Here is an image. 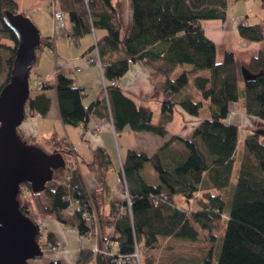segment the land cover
<instances>
[{
	"label": "trees",
	"instance_id": "obj_1",
	"mask_svg": "<svg viewBox=\"0 0 264 264\" xmlns=\"http://www.w3.org/2000/svg\"><path fill=\"white\" fill-rule=\"evenodd\" d=\"M239 1V0H236ZM264 7V0H260ZM60 9L69 15L75 44L94 30L106 34L89 50L97 49L107 81L101 97L84 106V91L75 86L67 70L57 73L54 85L59 114L65 125L84 126L93 110L101 104L111 115L116 132L126 128L166 136L167 124L180 106L187 114L201 117L205 102L208 114L191 139L172 136L152 155L128 151L120 172L131 206L127 200L110 204L103 213L102 187L111 161L103 150L93 153L86 163L100 182L101 190L89 192L76 163L67 160L73 154L68 141L54 134L41 142L28 143L61 153L66 166L54 172L53 180L42 192L29 185L19 197L23 213L39 224L55 219L73 228L82 237H98V247L110 244V255L81 250L77 264H136L130 257L136 249L142 264H213L217 232L227 219L224 243L218 264H264V128L253 130L244 140V155L232 193V206L225 208L236 165L239 128L229 125L230 105L241 99L244 83L246 113L264 121V22L241 24L240 36L263 47L249 63L239 64L227 51L222 62L216 60V46L201 25L205 20H227L228 0H59ZM6 11L19 14L16 0H0V91L10 79L18 47L14 33L6 26ZM53 48L50 38L41 37L39 54ZM143 62L163 95L162 119L154 122V112L137 107L119 86L130 65ZM245 66L254 78L245 80ZM207 71L209 74L200 75ZM191 76L202 101L188 91ZM38 83L39 93L27 104L29 115L46 116L51 110L49 86ZM44 83V84H43ZM152 169L158 182L145 174ZM196 208L180 206L178 199ZM78 202L79 209L71 206ZM98 214V224H88L84 213ZM43 234V233H42ZM39 236L44 256L56 254V240L50 234ZM32 264V261L29 263ZM49 264H63L51 261Z\"/></svg>",
	"mask_w": 264,
	"mask_h": 264
},
{
	"label": "crops",
	"instance_id": "obj_2",
	"mask_svg": "<svg viewBox=\"0 0 264 264\" xmlns=\"http://www.w3.org/2000/svg\"><path fill=\"white\" fill-rule=\"evenodd\" d=\"M16 1L19 6V13L28 16L34 22L40 31L41 37L50 38L53 41V48L44 49L39 54L38 62L34 65L36 77H41L38 81H45L50 88L48 95L51 99V110L46 116L40 115L38 118L28 114L20 127V132L24 138L36 137L40 142L43 139H49L54 134L60 138H65L73 150V161L82 174L87 190L92 192L102 189L103 213L106 214V210H110L111 203L123 200L120 172L123 169L127 152L132 150L152 155L172 136L179 135L184 139H191L198 126L202 123V117L208 114V104L205 102L201 117L190 116L180 106H177L172 121L166 126L168 133L164 137L147 131L136 132L128 128L122 132H116L111 115L104 110L106 105L104 103L93 110L86 125L79 127L65 125L59 114L56 89L54 87L57 73L60 70H67L71 74L75 86L82 88L84 91V106L89 107L101 97L107 84L103 73L104 65L100 60L97 49H89L106 32L94 30L93 33L86 35L78 44H75L72 40L73 28L69 15L60 9L59 0ZM244 1L245 9L246 5L251 6L252 9L256 8L253 17H251V10L245 13L244 8L240 7V2ZM236 2L231 6L228 0L227 20H205L201 23L206 36L216 46V60L218 63L223 61L227 51L235 54L239 64L249 63L263 47L261 42H250L243 39L238 30L241 24H259L256 21H260V19V23H263L264 7L261 6V2L258 3L257 0H239ZM52 5H55L56 9L65 14L68 22L66 29L55 26L51 12ZM208 74L202 73V75L206 76ZM156 82L158 80L151 76L145 64L136 62L130 65L127 74L119 81V87L137 107L151 109L154 112V122L159 124L162 119L161 103L163 95L156 88ZM39 91L40 89L38 88L36 93H39ZM240 92L241 99L239 102L230 105V116L226 120L227 124L235 125L239 128V143L235 165V168L238 166L239 171L241 158L244 154H242L240 159L238 154L241 147L244 146V140L253 130L264 128L263 120L246 113L243 90L241 88ZM189 93L192 94L193 98L197 94L195 89L190 86L188 91L183 94L186 96ZM197 101H202V99ZM43 148L47 152L52 153L49 148ZM97 150H103L111 161V167L102 188L96 175L86 166V163L93 159V153ZM242 151L244 153V148ZM109 175L114 177L111 180V190L108 198L106 197V186L107 180L110 178ZM145 176L151 183L156 184L158 182L157 176L152 169H148ZM178 202L182 207H188L191 210L195 209L194 203L187 204L180 198ZM39 224L42 227L41 234L43 233V239L46 234L50 233L56 242H61V248L56 254L46 256L45 264H49L51 261H60L63 264H77L81 250H89L99 243L98 237H82L76 230L66 227L55 219H43ZM32 264L38 263L32 261Z\"/></svg>",
	"mask_w": 264,
	"mask_h": 264
},
{
	"label": "water",
	"instance_id": "obj_3",
	"mask_svg": "<svg viewBox=\"0 0 264 264\" xmlns=\"http://www.w3.org/2000/svg\"><path fill=\"white\" fill-rule=\"evenodd\" d=\"M3 21L14 33L18 47L9 82L0 91V264H29L44 256L39 243L42 227L23 213L21 187L44 191L55 170L65 167L66 162L61 153H49L28 143L20 132L28 115L30 75L41 34L24 14L6 11ZM242 75L246 81L254 78L244 66Z\"/></svg>",
	"mask_w": 264,
	"mask_h": 264
},
{
	"label": "rangeland",
	"instance_id": "obj_4",
	"mask_svg": "<svg viewBox=\"0 0 264 264\" xmlns=\"http://www.w3.org/2000/svg\"><path fill=\"white\" fill-rule=\"evenodd\" d=\"M257 2L260 3V0H257ZM229 3L232 6L233 4H235L237 2L236 1L233 2L232 0H229ZM242 4H244V5H242ZM240 7L244 8L245 13H248V10H251L252 11L251 17H253V15L255 14L254 12L256 11V8L252 9L251 6H247L246 5V9H245V1L244 2H240ZM256 22L260 23L261 19H260V21H256ZM263 22H264V19H263ZM201 73H208V72L207 71H203ZM200 75H202V74H200ZM39 78H41V77H36L35 67L32 68L31 75H30V87H31V93L32 94H35L36 92H38V82H39L38 80H39ZM194 78H195V76H191L190 82H189V86L193 87L195 89L194 84H193ZM240 88L243 90L242 93L244 95V83L242 81L240 82ZM195 91H196L197 94L195 95L194 100L202 99V96L199 94V92L196 89H195ZM243 148H244V146H242L241 150L239 151V154H238V158L239 159L242 157ZM72 159H74L73 156L67 155V160L68 161H72ZM241 160H242V158H241ZM238 173H239V168L237 166L235 168V170H234V175H233L232 184H231L232 188H230V190H229L231 192V196H230V198L227 199V202H226V208H225L226 215L229 214V212L231 210L232 195H233L232 193H234V191L232 189H234L235 186H236ZM109 176H110V178L107 180V186H106V197H108L109 194H110V190H111L110 184H111L112 178L114 177V176L111 177V175H109ZM194 208H196L195 205H194ZM106 212H107L106 214H108L109 211L106 210ZM226 225H227V219H223L222 226H221L220 230L217 232L218 240H217L216 245H215L214 256H213V264H218V260H219L220 253H221V249H222V246H223V243H224ZM140 253H141V251H140ZM140 256H142V253L140 254ZM141 260H142V257H141ZM34 261L37 262L38 264H45L44 261H46V255L43 256L42 258L36 259ZM141 264H142V261H141Z\"/></svg>",
	"mask_w": 264,
	"mask_h": 264
},
{
	"label": "built area",
	"instance_id": "obj_5",
	"mask_svg": "<svg viewBox=\"0 0 264 264\" xmlns=\"http://www.w3.org/2000/svg\"><path fill=\"white\" fill-rule=\"evenodd\" d=\"M51 12L53 14V19H54L55 26H58V27H60L62 29H66L68 27V22H67L65 14L62 11L56 9L55 5H52ZM100 66H102V65L100 64ZM112 85L120 86L119 83H117V82H112ZM27 113H28V110H27ZM34 117L38 118V117H40V115L37 114ZM120 181H121V184L123 186V200H127L128 205L131 206V204H132L131 203V198H130L128 190L126 188V184H125L124 181H122V180H120ZM22 193L27 194L28 193L27 189H23ZM71 206L74 207L75 209H79V203L78 202H75V203L72 202ZM83 216L87 220L88 224L91 223L92 221H95V223L98 224L99 217H98V214H97L94 206H93V211L92 212L84 213ZM56 246L57 247L54 248V249L56 250V253H57L60 250V248H61V242H57ZM109 247H110V244H105V245H103V247L101 249H99L98 245H95V246H93L91 248V250L94 253H100L102 255L104 254L105 256H107V255H110ZM140 254H141L140 250H139V248H137L136 252L133 254V256L130 257V259H132L133 263L141 264V256H140Z\"/></svg>",
	"mask_w": 264,
	"mask_h": 264
}]
</instances>
